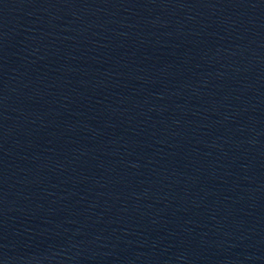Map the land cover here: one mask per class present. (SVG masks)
<instances>
[{"label":"water","instance_id":"water-1","mask_svg":"<svg viewBox=\"0 0 264 264\" xmlns=\"http://www.w3.org/2000/svg\"><path fill=\"white\" fill-rule=\"evenodd\" d=\"M196 264H264V147L221 215Z\"/></svg>","mask_w":264,"mask_h":264}]
</instances>
